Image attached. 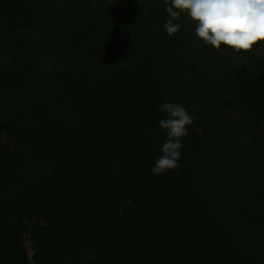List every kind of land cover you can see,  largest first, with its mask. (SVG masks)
<instances>
[{
    "label": "trees",
    "instance_id": "obj_1",
    "mask_svg": "<svg viewBox=\"0 0 264 264\" xmlns=\"http://www.w3.org/2000/svg\"><path fill=\"white\" fill-rule=\"evenodd\" d=\"M167 6L0 0V264H264V43ZM165 102L194 122L154 176Z\"/></svg>",
    "mask_w": 264,
    "mask_h": 264
},
{
    "label": "clouds",
    "instance_id": "obj_2",
    "mask_svg": "<svg viewBox=\"0 0 264 264\" xmlns=\"http://www.w3.org/2000/svg\"><path fill=\"white\" fill-rule=\"evenodd\" d=\"M168 19L164 29L169 37L178 33L182 15L194 25L195 36L213 50L224 48L235 53H249L264 43V0H165ZM164 117L159 128L167 139L151 173L154 176L179 168L182 138L194 118L181 104L165 102L159 105ZM264 126V125H262Z\"/></svg>",
    "mask_w": 264,
    "mask_h": 264
},
{
    "label": "rangeland",
    "instance_id": "obj_3",
    "mask_svg": "<svg viewBox=\"0 0 264 264\" xmlns=\"http://www.w3.org/2000/svg\"><path fill=\"white\" fill-rule=\"evenodd\" d=\"M24 244H25V248H26V251H27V255H31L32 253V245L30 242L28 241H24Z\"/></svg>",
    "mask_w": 264,
    "mask_h": 264
}]
</instances>
